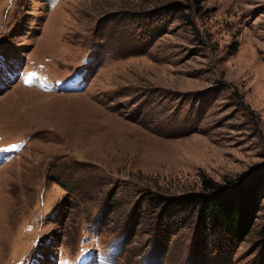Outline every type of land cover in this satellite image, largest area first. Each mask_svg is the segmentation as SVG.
<instances>
[{"label":"rangeland","instance_id":"374dc122","mask_svg":"<svg viewBox=\"0 0 264 264\" xmlns=\"http://www.w3.org/2000/svg\"><path fill=\"white\" fill-rule=\"evenodd\" d=\"M0 150V264H264L154 207L264 166V0H0Z\"/></svg>","mask_w":264,"mask_h":264},{"label":"trees","instance_id":"16d2710c","mask_svg":"<svg viewBox=\"0 0 264 264\" xmlns=\"http://www.w3.org/2000/svg\"><path fill=\"white\" fill-rule=\"evenodd\" d=\"M172 7L171 12H179L180 6ZM263 200L264 166H261L224 184L205 181L199 192L157 198L154 207L158 209L160 222L163 221L160 226L165 244L170 236L168 225L194 213L198 237L220 234L226 238L225 247L232 250L251 232ZM259 236L264 242V225Z\"/></svg>","mask_w":264,"mask_h":264},{"label":"bare ground","instance_id":"6f19581e","mask_svg":"<svg viewBox=\"0 0 264 264\" xmlns=\"http://www.w3.org/2000/svg\"><path fill=\"white\" fill-rule=\"evenodd\" d=\"M27 92H34V91H31V90H28ZM34 93H37V92H34ZM37 94H39V96H35L34 95V97H39V99H41V98H44L45 97V95H43V94H40V93H37ZM33 95V94H32Z\"/></svg>","mask_w":264,"mask_h":264},{"label":"snow or ice","instance_id":"6c2138e0","mask_svg":"<svg viewBox=\"0 0 264 264\" xmlns=\"http://www.w3.org/2000/svg\"><path fill=\"white\" fill-rule=\"evenodd\" d=\"M30 79H31V77L29 78V81H26V82H30ZM0 151H5V150H0Z\"/></svg>","mask_w":264,"mask_h":264}]
</instances>
